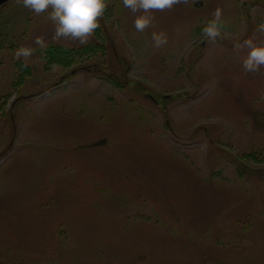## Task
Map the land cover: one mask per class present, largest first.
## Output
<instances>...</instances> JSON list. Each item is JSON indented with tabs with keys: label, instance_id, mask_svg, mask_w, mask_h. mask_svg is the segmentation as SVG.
<instances>
[{
	"label": "rangeland",
	"instance_id": "1",
	"mask_svg": "<svg viewBox=\"0 0 264 264\" xmlns=\"http://www.w3.org/2000/svg\"><path fill=\"white\" fill-rule=\"evenodd\" d=\"M105 2L86 45L0 5V264H264V67L233 46L264 43V0H182L142 32Z\"/></svg>",
	"mask_w": 264,
	"mask_h": 264
},
{
	"label": "clouds",
	"instance_id": "2",
	"mask_svg": "<svg viewBox=\"0 0 264 264\" xmlns=\"http://www.w3.org/2000/svg\"><path fill=\"white\" fill-rule=\"evenodd\" d=\"M23 7L39 15L47 12L48 19L53 22L52 39H68L86 45L94 31L99 27V18L104 15L107 4L105 0H20ZM182 0H123V6L133 13L134 25L137 31H144L152 22L148 13L150 10L171 9ZM187 2V0H184ZM222 9L216 8L213 18L203 27L204 37L215 42L222 36L225 23L222 19ZM255 32L264 33V20L255 27ZM152 39L155 47L159 48L168 43L165 32H153ZM34 45L41 49L47 48V39L39 34L34 37ZM33 45L20 46L15 51V57L27 66L28 58L36 51ZM236 49H247L242 58V68L247 73H258L264 67V43H258L252 37L237 41L233 45Z\"/></svg>",
	"mask_w": 264,
	"mask_h": 264
},
{
	"label": "water",
	"instance_id": "3",
	"mask_svg": "<svg viewBox=\"0 0 264 264\" xmlns=\"http://www.w3.org/2000/svg\"><path fill=\"white\" fill-rule=\"evenodd\" d=\"M3 1H5V0H0V3L3 2Z\"/></svg>",
	"mask_w": 264,
	"mask_h": 264
}]
</instances>
